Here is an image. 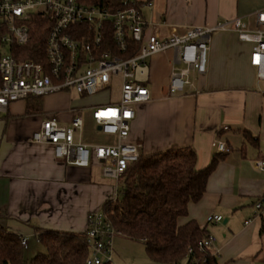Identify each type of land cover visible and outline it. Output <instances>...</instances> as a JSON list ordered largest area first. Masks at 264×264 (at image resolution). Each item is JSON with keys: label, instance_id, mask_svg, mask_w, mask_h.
<instances>
[{"label": "crops", "instance_id": "0c3cea01", "mask_svg": "<svg viewBox=\"0 0 264 264\" xmlns=\"http://www.w3.org/2000/svg\"><path fill=\"white\" fill-rule=\"evenodd\" d=\"M138 1L152 3L143 12L149 32L156 27L161 36L174 29L212 27L235 19L254 30L255 14L264 10V0ZM252 51L253 44L241 42L235 32L215 33L206 74L192 73V87L174 97L169 94L174 53L152 57L147 74L151 99L136 107L128 139L141 147V155L191 148L199 170L219 158L214 141L224 142L231 150L217 164L204 197L190 204L184 220L207 229L219 264H264V222L257 218L245 224L254 216L255 203L264 201V171L256 166L257 161L264 162V80L259 78L261 70L252 66ZM118 92L115 101L90 103L92 98L76 93L74 101L73 93L61 92L15 102L0 113L1 226L28 242L36 238V228L84 233L90 214L116 200L120 182L105 178L99 162L93 159L87 168L68 165L55 157L53 146L33 143V135L49 119L69 126L84 110L93 115L97 105L118 103L120 82ZM246 132L254 140L247 139ZM76 142L91 146L81 141V134ZM112 142L116 145L117 139L113 137ZM212 216L223 221L209 223ZM127 241L120 242L122 248L134 250ZM115 242L116 238L114 248ZM140 254L121 258L115 251L114 260L116 264H155L145 247Z\"/></svg>", "mask_w": 264, "mask_h": 264}, {"label": "built area", "instance_id": "2783aa9c", "mask_svg": "<svg viewBox=\"0 0 264 264\" xmlns=\"http://www.w3.org/2000/svg\"><path fill=\"white\" fill-rule=\"evenodd\" d=\"M146 6L151 7L152 3L125 0L114 11L115 8L95 6L92 0H0V48L10 49V53L0 54V113L7 112L15 102L61 92L73 91L84 98H94L111 91L113 79L119 80V102L97 105L93 114L100 131L115 137L116 145L88 146L76 142V135L83 129L81 115H76L69 126H61L57 118L49 119L33 135V143L53 146L55 157L68 165L87 168L95 159L101 164L103 176L119 183L130 165L141 157V147L128 143V139L136 119V107L151 99L147 74L152 57L174 53L169 86V94L174 97L186 87H192V73L206 74L212 36L218 32H235L241 42L253 44L252 66L261 70L259 78L264 80V10L255 14L254 30L241 19H235L212 27L174 29L161 36L156 27L149 32L143 12ZM38 18L50 26L44 63L22 60L24 54L20 50L31 42V28ZM109 31L112 39L106 43L104 34ZM135 45L139 51L134 57L113 53L117 50L126 54ZM212 146L217 155L231 152L218 140ZM256 166L264 171L263 161H257ZM257 218L264 222L262 200L255 203L254 216L245 224ZM222 221L221 216L208 219L209 223ZM116 237L103 211L91 213L87 230L90 255L86 264H114ZM213 241L209 235L199 243L200 249L211 250ZM22 245L28 248L27 238L22 237Z\"/></svg>", "mask_w": 264, "mask_h": 264}, {"label": "trees", "instance_id": "16d2710c", "mask_svg": "<svg viewBox=\"0 0 264 264\" xmlns=\"http://www.w3.org/2000/svg\"><path fill=\"white\" fill-rule=\"evenodd\" d=\"M125 0H92L100 8L122 7ZM50 26L44 19H36L31 28L29 45L20 49L22 60L46 62L45 44ZM105 42L112 39V31L104 34ZM84 41L83 37L76 36ZM122 54L134 57L139 46ZM246 138L254 140L251 133ZM219 154L206 169L197 168V156L191 148L141 155L131 164L122 179L116 200L108 201L103 212L117 237L142 244L147 257L155 264H219L211 250L202 251L199 243L208 238L206 228L189 217V206L198 203L207 191L209 178L223 159ZM221 156V157H220ZM37 241L45 252L25 257L22 237L0 225V264H86L90 251L87 232L75 233L36 228ZM189 251H191L190 254Z\"/></svg>", "mask_w": 264, "mask_h": 264}, {"label": "rangeland", "instance_id": "374dc122", "mask_svg": "<svg viewBox=\"0 0 264 264\" xmlns=\"http://www.w3.org/2000/svg\"><path fill=\"white\" fill-rule=\"evenodd\" d=\"M8 53H10L9 48H0V54H8ZM118 89H119V80L113 79L111 91H109L108 93H104V94H101L97 97L92 98V100H89L88 103L94 102V101H107V100L115 101L119 96ZM71 93H73L72 98L74 99V101H76L78 96L73 91ZM76 103H78V102H75V104ZM81 117H82L84 124H85L83 129H82V132H81V141L83 143L90 144L91 146H98V145L99 146L100 145L107 146V145L113 144V142H112L113 137L112 136L105 135L101 131H98L96 123L93 120V115L89 110H84ZM124 240H126V239H124L122 237H116V242H115L116 247L114 249H116L115 251H116L117 256H120L121 258H122V256H126L127 258L128 257L137 258L139 256L140 257L142 256V254H140V253L142 251L144 252V247L141 244L135 243V242L132 243L131 241H127V242H131L130 244H133V246H134L133 247L134 250L127 251L126 249L124 250L122 248L124 245H120V244H123L120 242H124ZM28 244H29V249H27L25 251V257H27V258L35 257L39 252L40 253L45 252V248L37 241L36 238L31 239L28 242ZM101 259L103 262H106L104 257H101Z\"/></svg>", "mask_w": 264, "mask_h": 264}, {"label": "water", "instance_id": "95a60500", "mask_svg": "<svg viewBox=\"0 0 264 264\" xmlns=\"http://www.w3.org/2000/svg\"><path fill=\"white\" fill-rule=\"evenodd\" d=\"M98 131H100V128H98Z\"/></svg>", "mask_w": 264, "mask_h": 264}]
</instances>
